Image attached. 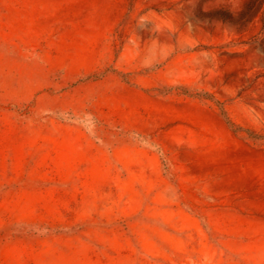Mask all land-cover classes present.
Here are the masks:
<instances>
[{"label": "rangeland", "instance_id": "obj_1", "mask_svg": "<svg viewBox=\"0 0 264 264\" xmlns=\"http://www.w3.org/2000/svg\"><path fill=\"white\" fill-rule=\"evenodd\" d=\"M0 264H264V0H0Z\"/></svg>", "mask_w": 264, "mask_h": 264}]
</instances>
